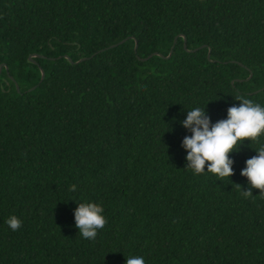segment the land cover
I'll return each mask as SVG.
<instances>
[{"label":"trees","instance_id":"16d2710c","mask_svg":"<svg viewBox=\"0 0 264 264\" xmlns=\"http://www.w3.org/2000/svg\"><path fill=\"white\" fill-rule=\"evenodd\" d=\"M4 64L0 264H264V199L237 188L264 136L218 180L185 167L181 123L226 119L236 95L264 106V0H0ZM83 202L104 208L94 240Z\"/></svg>","mask_w":264,"mask_h":264},{"label":"clouds","instance_id":"9594fccd","mask_svg":"<svg viewBox=\"0 0 264 264\" xmlns=\"http://www.w3.org/2000/svg\"><path fill=\"white\" fill-rule=\"evenodd\" d=\"M234 98L240 104L227 109L226 119L212 123L205 109L195 107L187 112L186 118L181 122L191 133L183 138L182 147L187 152L185 167L194 175L207 171L218 180L230 178L234 175V160L230 153L238 151L245 141L260 144V139L264 136V106L243 95H236ZM255 150L257 155L247 159L246 166L240 172L241 176L247 178L249 189L242 190L241 185L237 184L240 194L253 200L252 189H258L260 198L264 199V144H260ZM75 189L76 185L70 186V190ZM103 212V206L95 202L78 204L74 210V219L82 238L94 240L105 227L107 219ZM5 223L12 231H18L23 226V221L15 215L8 217ZM125 264H145V260L142 256H129Z\"/></svg>","mask_w":264,"mask_h":264},{"label":"water","instance_id":"95a60500","mask_svg":"<svg viewBox=\"0 0 264 264\" xmlns=\"http://www.w3.org/2000/svg\"><path fill=\"white\" fill-rule=\"evenodd\" d=\"M127 40H128V39H125V40H123L122 42H120L119 44L111 46L109 49L116 48V47H118V46L124 44ZM177 40H178V37H177V39L175 40V43H174V45H173V47H172V49H171V53H170V55H169L168 58H170V57L172 56L173 51H174V48H175L176 43H177ZM137 48H138V45H136V49H135V51H137ZM203 48H204V47H201V48L196 49V50L191 51V52H196V51L201 50V49H203ZM185 49H187V41H186V39H185ZM156 54H157V53H156ZM156 54L151 55L150 58L153 57V56L156 55ZM35 56H36V55H35ZM35 56H31V57H30V60H32V58L35 57ZM65 58L68 59L71 63H74V62H73L68 56H65ZM208 58H210V55L208 56ZM86 60H87L86 58L81 59L80 61L75 62V64H80V63H82V62H84V61H86ZM4 68L8 70V68H7V66H6L5 64L0 66V77H1V75H2V72H3V69H4ZM251 77H252V74H251L250 78H251ZM44 79H45V72L42 71V77H41V81H40V83H42V82L44 81ZM16 85H17V89H18V91H20V88H19L18 84H16ZM36 88H37V86H36V87H33V88L30 89L29 91H30V92H31V91H34Z\"/></svg>","mask_w":264,"mask_h":264}]
</instances>
